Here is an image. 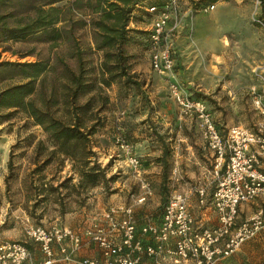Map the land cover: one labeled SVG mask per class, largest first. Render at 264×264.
<instances>
[{"label": "rangeland", "instance_id": "374dc122", "mask_svg": "<svg viewBox=\"0 0 264 264\" xmlns=\"http://www.w3.org/2000/svg\"><path fill=\"white\" fill-rule=\"evenodd\" d=\"M69 1L50 0L59 7ZM210 4L214 7L206 9ZM217 4L193 8L179 0L178 25L161 46L174 50V66L168 74L150 67L147 33L151 16L145 9L137 10L128 23L129 31L119 50L115 46L96 48L101 37L86 23L84 6L83 14L66 15L69 19L61 25L63 39L46 41L32 35L17 41L0 40V91L26 80L27 71L9 62L47 63L42 83L36 85L37 92L31 96L38 106H50L55 116L66 118L76 109L84 124L92 125L91 160L103 174L95 186L73 188L70 163L50 153L51 144L42 128L22 110L0 106V240L24 244L29 257L45 256L26 233L30 225L79 231L92 226L112 203L131 205L139 225L160 215L173 189L187 191L201 184L208 192L213 191L212 153L195 118L185 115L169 96L168 83L175 79L185 94L205 100L218 126L253 127L260 118L252 107L251 91L264 77V25L255 21L262 16L260 0ZM105 51L112 55L106 57ZM104 62L109 72L102 69ZM80 69L83 83L90 90L72 100L70 72ZM103 78L112 81L105 85ZM77 152L78 156L83 153L80 148ZM130 154L142 164L156 158L165 164L160 168L165 176L160 193L151 192L143 202H137L142 190L127 166ZM74 163L80 166V161ZM45 183L59 186L49 194L44 190ZM46 194L48 201L33 205L35 196ZM261 196L239 206L236 227L245 214L264 210ZM81 243L74 249L71 244L68 257L72 256L74 264H81L83 258L99 257L98 247L94 255L77 252ZM53 252L61 253L58 244H53Z\"/></svg>", "mask_w": 264, "mask_h": 264}, {"label": "built area", "instance_id": "2783aa9c", "mask_svg": "<svg viewBox=\"0 0 264 264\" xmlns=\"http://www.w3.org/2000/svg\"><path fill=\"white\" fill-rule=\"evenodd\" d=\"M213 7L214 4H210L206 9ZM145 11L151 16L147 33L150 67L161 74L171 73L174 50L161 46L178 25L179 0H165L159 6L145 7ZM170 20L173 21L169 27ZM255 21L262 25L259 18ZM168 93L185 115L195 118L212 153L213 191L209 193L207 187L201 184L189 190L196 196L198 205L208 204L212 208L217 216V224L196 229L189 195L186 191L173 189L168 192L159 219H145L139 230L132 206L123 203L109 204L92 226L79 231L65 226L48 228L30 225L26 233L37 242L47 257V263L54 261L53 244H58L59 251L68 256L67 242L74 249L86 238L98 247L99 257L83 258L81 264H142L141 255L136 251H143L150 257L149 264H163L164 254H168L177 264L189 260L193 264H214L218 255H230L243 241L264 227V210L259 209L232 230L239 206L260 195L264 196V77L260 78L258 88L251 91V104L260 118L253 127L242 124L225 128L218 126L206 101L185 94L175 79L169 81ZM127 166L142 190L137 202H143L151 194V184L145 176L143 164L137 156L130 154L127 156ZM137 232L149 235L152 243L142 246L136 239ZM221 239H225L223 246L212 248ZM170 243L172 248L167 247ZM28 258L29 251L24 244L0 240V264H5L7 260L12 264H23ZM260 264H264V259Z\"/></svg>", "mask_w": 264, "mask_h": 264}, {"label": "trees", "instance_id": "16d2710c", "mask_svg": "<svg viewBox=\"0 0 264 264\" xmlns=\"http://www.w3.org/2000/svg\"><path fill=\"white\" fill-rule=\"evenodd\" d=\"M187 1L193 8H197L200 4L220 0ZM163 2L149 4L145 0H70L65 7H59L53 5L50 0H0V40L17 41L32 35H39L46 41L63 39L65 36L61 25L69 19L66 15L83 14L84 6L86 13L83 15L88 17L85 20L86 23L89 24L94 34L96 32L101 37L99 42H96V48L103 50L115 46L119 50L125 33L129 31L128 23L135 17V12L150 5L159 6ZM260 5L262 8L260 21L264 25V0H260ZM105 20L113 22L107 23ZM104 55L110 57L112 54L105 51ZM117 56L120 58L119 54ZM9 64L27 71L26 80L1 90L0 106L22 110L42 128L51 144L50 153L58 154L61 161L66 159L70 163V170L78 175V182L72 185L73 188L95 186L98 178H103V174L98 165L91 160L94 155L89 145V136L94 132V128H91L92 125H85L78 112L75 111L76 109L73 111L75 114L70 116L68 114L66 118H60L54 115L50 106L37 105L35 98L31 95L37 92L36 85L42 83V75L48 68L47 63L33 61L9 62ZM101 66L104 71H110L105 62ZM82 71L80 69L76 73L70 72L72 85L70 97L72 100L90 90L87 88L88 85L83 83L85 77ZM102 81L108 85L112 79L103 78ZM78 148L83 152L80 156H78ZM162 153L163 157L165 152ZM75 160L80 161V166L75 165ZM7 165L11 168L10 160ZM47 185L45 183V186ZM57 186L49 185L44 190L50 194ZM60 197L59 199L62 200L63 196ZM33 200V205H38L39 202L48 201L49 197L48 194L42 197L35 196ZM59 204L62 205L63 202L61 201Z\"/></svg>", "mask_w": 264, "mask_h": 264}, {"label": "crops", "instance_id": "0c3cea01", "mask_svg": "<svg viewBox=\"0 0 264 264\" xmlns=\"http://www.w3.org/2000/svg\"><path fill=\"white\" fill-rule=\"evenodd\" d=\"M163 1L164 0H145V2L149 4L160 3ZM182 1L188 2L187 0H182ZM217 2H218L217 5L226 4L227 0H220ZM162 162L163 161H161V159L156 158L155 160L146 161L145 164H143L145 176L150 181L151 192L153 193L155 192L160 193L161 191L160 184L161 182H163L165 177L164 173H162V171L160 172V168H162L163 167L162 165H164ZM262 167H264V164H262ZM78 179H79L78 175L76 173H73L72 181L74 182V184L78 182ZM186 192L189 195V206H190V211L194 218V227L196 229H201L204 227L215 226L217 224V216L215 212L212 210V208L208 204L205 206L198 205L196 196L192 194L190 190H187ZM211 192L212 191H209V193ZM261 197L264 198V196ZM160 215L155 216L152 219L158 220ZM245 216L246 217L244 218V220L251 217L252 215L245 214ZM141 224L136 225V228L138 230ZM235 228L236 226L234 223V227L232 228V230H234ZM136 239L139 240L142 246L152 243L150 236L147 234L142 235L140 233H137ZM224 242L225 239H221L219 242L213 244L212 248L219 249L223 246ZM167 247L172 248V243H170ZM71 250H72L71 244L67 243V251L72 252ZM77 252L87 255H94L98 253V250H97V246L93 242L84 239L81 243L80 249ZM136 254L141 255L142 264L150 263L151 258L146 256L143 251H136ZM54 256H55L54 261L47 263L46 262L47 257L40 254H34L33 256L29 257L26 260V262L23 264H74V260L71 258L72 256L70 255L68 257L65 256L64 254L57 253V255L55 254ZM262 259H264V227L260 228L252 237L243 241L242 244L236 250H234L230 255L226 257L218 255L214 264H260ZM5 264H12V263L9 260H7ZM163 264H177V263H174L172 258L168 254H164ZM178 264H193V262L189 260L187 262H180Z\"/></svg>", "mask_w": 264, "mask_h": 264}]
</instances>
